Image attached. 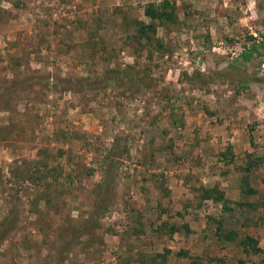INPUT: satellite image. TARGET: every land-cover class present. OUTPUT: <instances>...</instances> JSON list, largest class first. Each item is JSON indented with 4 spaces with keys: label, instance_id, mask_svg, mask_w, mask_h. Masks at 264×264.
I'll return each mask as SVG.
<instances>
[{
    "label": "rangeland",
    "instance_id": "obj_1",
    "mask_svg": "<svg viewBox=\"0 0 264 264\" xmlns=\"http://www.w3.org/2000/svg\"><path fill=\"white\" fill-rule=\"evenodd\" d=\"M160 1L0 0V221L14 217L0 264H264L250 248L193 255L190 235L165 232L188 215L203 225L199 207L216 218L198 188L249 160L264 189V0H175L178 23H156L164 54L135 36ZM104 76L115 81L59 82ZM43 160L57 184L37 180Z\"/></svg>",
    "mask_w": 264,
    "mask_h": 264
},
{
    "label": "trees",
    "instance_id": "obj_2",
    "mask_svg": "<svg viewBox=\"0 0 264 264\" xmlns=\"http://www.w3.org/2000/svg\"><path fill=\"white\" fill-rule=\"evenodd\" d=\"M14 5H16V3H13ZM177 5L175 3V0H161L160 2L156 3V2H148L145 6H144V14L146 16H148L151 21L149 23H142L140 21H136V26H138L137 28V32L135 33V36L137 37V39L139 40V42L142 41L143 38L146 39L147 42H149V44L153 45L154 48L156 50L161 51V54H164V49H166L163 45V41L162 39L158 38L155 36L156 33V26L158 24L162 25V26H166V25H170V24H176L178 23V18H177ZM153 35V36H152ZM155 36V37H154ZM248 40L253 39L252 35H248L247 36ZM261 46V45H260ZM263 48V47H262ZM254 52H257V47L255 45V43L249 45L248 43H246L243 46V50L240 52V56L242 58V60L247 61L250 60L252 58V55ZM262 61H257V64H261ZM115 81V77L112 76H104L102 78H92V77H81V78H76V79H66V80H62L59 81L62 85L66 86V88L68 89H90V88H96V87H100L103 84H107L108 82H113ZM243 87H246L245 83L242 84ZM223 155V159H225V161H232V157H234L233 152H231V147H226L225 152L222 153ZM41 164V169L39 170L40 165L37 167V172H38V179L37 180H41L43 179L46 184L48 186H51L52 182L54 183H58L59 179H58V174H57V170L56 167H50V165L46 162V160L40 161L39 162ZM255 167V161L254 160H249V162L247 163V165H245L242 168L243 172H250L252 168ZM42 168L45 169L44 173H40L42 172ZM49 176L51 177V179H49ZM248 176L249 174H244L240 177V189L243 195H247V196H253L256 194V190L250 186V182L248 180ZM69 179V177H68ZM164 193L166 192V188H163ZM198 192H199V196H200V200L203 201L204 199H209L211 200L212 203H221L222 207L224 209H228L231 210V207L228 204V200L225 197V192L223 187L218 184H212V185H201L198 188ZM45 194V193H44ZM43 199H45V201L47 203L50 202V200H48L46 197L42 195ZM201 203V202H199ZM249 206H253V202H249L247 203ZM237 205L241 208L244 207V203L242 202H238ZM35 211H37V209L35 208ZM180 217L182 218L185 215V211L181 212L178 211L177 212ZM14 217L12 214H9L7 216H5L1 221H0V236H2V234L4 232H6L8 226H9V222L11 220H13ZM166 226V225H164ZM190 231V227H189V223L188 221H183L181 224H176V223H172L170 225L166 226V230L165 232L170 236L173 235L174 233L177 232H189ZM231 235H236V232L234 230L230 231V234L226 235L228 236L230 239L233 237ZM226 237V238H228ZM228 238V239H229ZM240 243L244 246V250L247 251V248H250L252 250V252L254 254H260V253H264V250L261 249L260 247L257 246V240L249 235H245L244 237H242L240 239ZM183 251H179V253H182ZM164 257V255H162ZM242 261H239L237 264H241ZM188 264H198V261H195L194 259L190 261V263Z\"/></svg>",
    "mask_w": 264,
    "mask_h": 264
},
{
    "label": "crops",
    "instance_id": "obj_3",
    "mask_svg": "<svg viewBox=\"0 0 264 264\" xmlns=\"http://www.w3.org/2000/svg\"><path fill=\"white\" fill-rule=\"evenodd\" d=\"M248 147V146H247ZM245 147V149H247ZM254 169V171H253ZM257 168L254 167L251 169L250 172H240L236 175V177L233 179V182L230 183L229 180H227L225 183H218L220 184L225 192V197L228 200V204L231 207V210L224 209L222 207L221 203H214L219 207L218 215L216 218H212L209 211L203 210L202 206L204 203L210 201L209 199H204L202 201V208H198V212L195 213L197 216V220H200L202 224H200V227H194L191 221L188 219V216L186 217V221L189 223L190 231L189 232H182V235L186 237L190 235L189 239L187 240L188 243H190L192 240L195 243V252L193 255L203 254L204 248L211 250L214 252H218L220 256L223 257H229L233 253L237 256H242V252H245L243 245L240 243V239L243 235H249L257 240V246L264 250L263 245V234H264V225L263 226H253V221L247 220V215H252L254 212H257L260 209H263V204L258 199L259 196L262 197L264 194V189L262 187H258V184H256L253 181V178L257 177L255 170ZM228 170V169H227ZM254 173H253V172ZM249 174L248 180L250 182V186L253 187L256 191L260 189L258 192H256L253 196H247L243 195L240 189V177L244 174ZM233 175H229L228 177H232ZM216 177V176H214ZM234 177V176H233ZM225 184V185H224ZM258 188V189H257ZM244 203V207L241 208L237 205V203ZM253 202V206H249L247 203ZM264 210V209H263ZM248 213V214H247ZM263 214V212H262ZM181 218V217H180ZM191 218V217H190ZM243 218V222H239V219ZM211 220H216V224H212ZM238 223L240 226H237V230L233 229V227H230V223ZM235 223V225H236ZM243 229V230H241ZM234 230L236 232V235L233 236L231 239L226 236L227 234H230V231ZM255 230V231H254ZM245 231V232H244ZM253 231L257 233L254 235ZM228 237V238H226ZM201 247L200 249H197L196 247ZM191 251V252H192ZM253 253V252H252ZM264 253L255 254V255H262Z\"/></svg>",
    "mask_w": 264,
    "mask_h": 264
},
{
    "label": "built area",
    "instance_id": "obj_4",
    "mask_svg": "<svg viewBox=\"0 0 264 264\" xmlns=\"http://www.w3.org/2000/svg\"><path fill=\"white\" fill-rule=\"evenodd\" d=\"M263 65H264V63H263Z\"/></svg>",
    "mask_w": 264,
    "mask_h": 264
}]
</instances>
